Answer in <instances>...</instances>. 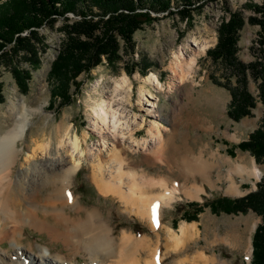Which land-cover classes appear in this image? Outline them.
Returning a JSON list of instances; mask_svg holds the SVG:
<instances>
[{"label":"rangeland","instance_id":"374dc122","mask_svg":"<svg viewBox=\"0 0 264 264\" xmlns=\"http://www.w3.org/2000/svg\"><path fill=\"white\" fill-rule=\"evenodd\" d=\"M181 4L182 0H174L173 8ZM261 5H264V0H208L191 12V22L181 20L180 14L173 8L170 9L173 12L170 14L152 13V16L156 17L155 20L143 25L134 33L132 50L126 51L120 41L121 60L109 65L103 59L89 74L82 73L77 78L81 83L79 91L76 92L72 87L71 103L59 109L48 107L53 86L48 73L64 40L59 32L62 20H57L53 27L46 25L40 28L38 35L47 49L44 52L39 51V64L33 66L23 56L17 58L14 63L29 72L27 89L23 91L18 87L12 75V66L4 65L0 68L3 95V101L0 102V133L6 129L4 121L10 123V119L5 115L9 98H22L28 107L38 110L32 117L25 140L18 144L22 153L13 166V179L20 173L33 171L36 164L43 170L46 165V162H43L45 156L58 155L57 145L60 137L68 140L74 139L76 135L82 145V151L86 154L85 159L90 151L96 153L98 148L102 149L97 146L101 137L94 129V109L101 100H108L112 94L123 100V104L116 107L122 111L126 110L125 113L136 114L145 119L143 128L137 132L135 138L149 139L148 127L153 118H150L148 113L141 112L138 105L143 99L140 93L143 88L145 95L151 93L156 98L157 115L162 116L159 121L170 129L169 133L173 131L175 143H184L192 157L202 163L206 171L203 176L191 173L185 178L180 176L178 169L181 165L167 159L168 149L154 156L149 162L143 161V154L140 152L125 151L122 156L128 159L127 162L134 164L133 169L147 177L165 178L169 185L178 182L189 188L196 187L200 193L189 199L184 195L183 189L176 195L177 199L170 207L163 208L160 220L162 225L154 227L147 219H141L134 212L125 209L116 198L101 195L92 180L93 167L84 163L71 179V191L81 211L78 213L67 208L66 212L71 214V219L83 220L88 212L98 211L117 239L127 232L136 237H146L152 246H155L156 254L163 256L160 264H179L184 257L189 258L198 252L214 259L208 264H249L251 236L257 224L261 222L259 216L253 212L214 214L205 206L197 214L195 221L187 222L184 217L192 214L188 204L197 201L202 206L206 201L218 197H242L255 190L256 183L264 176V162L258 164L248 152L238 149L227 152L230 145L247 140L264 115V103L259 98V82L247 73V89L255 99V107L251 110V116L242 117L238 122L233 121L227 115V110L232 98L231 89L236 87L237 78L223 62L215 61L206 54L207 50L213 49L217 43V29L220 23L228 21L232 13L240 12L245 24L239 32L237 59L244 64L254 60L264 64V44L260 45L258 42L259 27L248 23V18L259 16L252 6ZM69 17L73 18V15L70 14ZM195 43H205L207 48L198 56L193 81L187 83L184 89H172L169 67L174 61V55L180 49H185V46L191 47ZM152 74L159 80L158 89L146 82L147 77ZM124 77L129 79L128 86L114 93L116 83ZM57 103L56 99L55 105ZM142 103H145V100ZM59 126L61 128L57 129ZM40 145H48V153L42 151ZM64 157H68L67 161L71 162V158L65 156V153ZM242 166L246 169L242 170ZM255 167L260 170L259 179L253 176ZM161 189L157 188L156 192H161ZM183 223H194L193 239L176 251H166L164 242L168 230H173L170 233H178ZM50 240L47 234L25 228L21 242L27 248L33 249L34 253L38 252L39 244L48 247L52 255L67 253L62 243ZM3 248H10L8 240L4 242ZM147 258V250L142 251V262ZM72 260L78 264H88L90 261L86 253L78 254Z\"/></svg>","mask_w":264,"mask_h":264},{"label":"bare ground","instance_id":"6f19581e","mask_svg":"<svg viewBox=\"0 0 264 264\" xmlns=\"http://www.w3.org/2000/svg\"><path fill=\"white\" fill-rule=\"evenodd\" d=\"M206 48L205 43H195L191 47L185 46V49H180L174 55V61L169 67L172 89H184L187 83L193 81L198 56ZM146 80L158 89L159 80L153 74ZM128 81L124 77L116 83L114 93L127 87ZM140 93L143 98L138 104L140 111L153 118L148 127L149 139L135 138L137 132L143 128L145 119L136 114H126V110L116 107L121 106L123 100L112 94L108 100H101L94 109V129L101 137L97 146L102 149L98 148L96 153L90 151L85 159L86 154L82 151L76 135L74 139L68 140L60 137L58 155H46L44 158L43 162H46L48 168L45 165L41 170L36 164L33 171L20 173L15 179L12 177V169L22 153L18 144L25 140L32 117L38 110L28 107L22 98H9L5 115L10 123L4 121L6 129L0 133V264H24V260L28 264H78L72 259L81 253H86L90 260L88 264H160L163 256L156 254L155 246L146 237H136L127 232L117 239L98 211L88 212L83 220H73L71 214L66 212L67 208L78 213L81 211L71 191V179L84 163L93 167L92 180L101 195L116 198L125 209L134 212L141 219H147L152 226L153 205H158L156 215L159 225H162L160 220L163 208L170 207L177 199V194L184 189V195L193 199L199 193L200 190L196 187L189 188L178 182L169 185L165 178L147 177L133 169L134 164L127 162L128 159L122 156L125 151L140 152L143 154V161L149 162L154 156L168 149L169 156L166 158L181 165L178 169L180 176L185 178L190 173L203 176L206 171L205 166L192 157L184 143H175L173 131L169 133L170 129L159 121L162 116L157 115L156 98L151 93L145 95L143 88ZM143 100L145 103H142ZM128 102L130 103L129 98ZM40 148L48 153V145H40ZM64 153L71 158V162L67 161L68 157H64ZM240 168L246 169L245 166ZM252 173L255 179H259L260 170L257 167ZM157 188H162L161 192H156ZM66 193L71 194V203ZM25 228L47 234L50 241L62 243L67 253L52 255L48 247L40 244L38 252L34 253L33 249L22 245ZM193 228L194 223H183L178 233H170L173 230L169 229L164 249L176 251L184 247L194 237ZM6 240L9 241L10 248H3ZM144 250H147L148 258L142 262L141 255ZM213 260L198 252L189 258L184 257L179 264H208Z\"/></svg>","mask_w":264,"mask_h":264},{"label":"trees","instance_id":"16d2710c","mask_svg":"<svg viewBox=\"0 0 264 264\" xmlns=\"http://www.w3.org/2000/svg\"><path fill=\"white\" fill-rule=\"evenodd\" d=\"M183 4L173 8L174 0H0V68L12 66L11 71L18 87L25 91L30 74L15 66L16 59L23 56L33 66L39 64V51L47 48L38 35L43 26L53 27L62 20L59 32L64 40L60 51L52 62L48 77L52 83L48 107L68 105L72 101L70 89L79 91L77 78L89 74L103 59L114 65L121 60L120 41L126 51L134 46L133 35L143 25L155 20L153 14L173 13L177 10L181 20L191 22V12L208 0H182ZM183 5V6H182ZM257 17L248 18L250 25L259 27V44H264V5L252 6ZM73 15L70 18L69 15ZM76 17V18H74ZM245 24L240 12L231 14L217 29V43L206 54L215 61L223 62L236 76L237 85L231 89V103L227 115L235 122L251 116L255 99L247 89V73L258 81L259 98L264 103V64L254 60L244 64L237 59L239 32ZM131 71V70H130ZM58 100L55 105V100ZM3 101L0 83V102ZM233 149L248 152L256 163L264 162V115L258 127L247 140L230 145ZM214 214H247L253 212L261 218L252 238L250 264H264V176L256 183V190L240 198L218 197L206 203L188 204L192 214L184 217L187 222L195 221L203 207Z\"/></svg>","mask_w":264,"mask_h":264},{"label":"snow or ice","instance_id":"6c2138e0","mask_svg":"<svg viewBox=\"0 0 264 264\" xmlns=\"http://www.w3.org/2000/svg\"><path fill=\"white\" fill-rule=\"evenodd\" d=\"M66 195L68 196L69 203H71V200H72L71 194L70 193H66ZM157 207H158V205H153L152 209H151V212H152L153 225L156 226V227H159V223H158L157 215H156ZM24 264H28V261L24 260Z\"/></svg>","mask_w":264,"mask_h":264},{"label":"crops","instance_id":"0c3cea01","mask_svg":"<svg viewBox=\"0 0 264 264\" xmlns=\"http://www.w3.org/2000/svg\"><path fill=\"white\" fill-rule=\"evenodd\" d=\"M200 193V192H199Z\"/></svg>","mask_w":264,"mask_h":264}]
</instances>
